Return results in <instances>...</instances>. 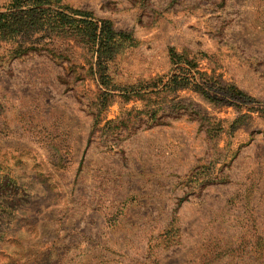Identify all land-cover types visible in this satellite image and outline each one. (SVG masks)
<instances>
[{
  "label": "rangeland",
  "instance_id": "1",
  "mask_svg": "<svg viewBox=\"0 0 264 264\" xmlns=\"http://www.w3.org/2000/svg\"><path fill=\"white\" fill-rule=\"evenodd\" d=\"M51 6L126 43L0 40V264H264V0Z\"/></svg>",
  "mask_w": 264,
  "mask_h": 264
},
{
  "label": "trees",
  "instance_id": "2",
  "mask_svg": "<svg viewBox=\"0 0 264 264\" xmlns=\"http://www.w3.org/2000/svg\"><path fill=\"white\" fill-rule=\"evenodd\" d=\"M53 0H11L6 7L7 12H0V40L17 42L12 51L15 54L26 53L30 49L38 48L35 45L26 46L23 41L32 33H53L54 35H70L82 38L92 47L96 48L98 61L115 54L120 45L126 43L120 35L111 30L105 21H96L84 11L69 7L54 8ZM100 22L102 23L100 25ZM41 44V43H38ZM44 46V45H43ZM177 65L178 61L173 60ZM101 63V62H100ZM102 69V65H99ZM198 73V71H197ZM196 71L193 65H177L175 72L166 81L154 85L163 89H177L185 85V82L196 79ZM100 84L111 91H124L125 86L113 84L107 77L105 70L98 71ZM241 97L245 95L240 93ZM2 207V205L0 204ZM2 211V210H0ZM2 215V214H1ZM0 215V216H1Z\"/></svg>",
  "mask_w": 264,
  "mask_h": 264
}]
</instances>
